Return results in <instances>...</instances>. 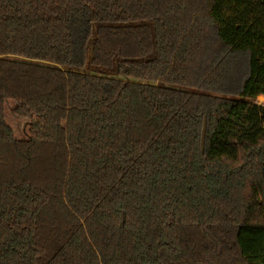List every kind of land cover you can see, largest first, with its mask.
<instances>
[{
    "label": "trees",
    "instance_id": "trees-1",
    "mask_svg": "<svg viewBox=\"0 0 264 264\" xmlns=\"http://www.w3.org/2000/svg\"><path fill=\"white\" fill-rule=\"evenodd\" d=\"M260 95L264 0H0V264H264Z\"/></svg>",
    "mask_w": 264,
    "mask_h": 264
},
{
    "label": "rangeland",
    "instance_id": "rangeland-1",
    "mask_svg": "<svg viewBox=\"0 0 264 264\" xmlns=\"http://www.w3.org/2000/svg\"><path fill=\"white\" fill-rule=\"evenodd\" d=\"M5 109V117L7 122L12 126L15 135L18 138H27L30 134V119H22L14 115L13 108L16 105L15 99H8ZM257 101L261 104H264V97L260 95L257 98Z\"/></svg>",
    "mask_w": 264,
    "mask_h": 264
},
{
    "label": "water",
    "instance_id": "water-1",
    "mask_svg": "<svg viewBox=\"0 0 264 264\" xmlns=\"http://www.w3.org/2000/svg\"><path fill=\"white\" fill-rule=\"evenodd\" d=\"M207 126H208V121H207V117L205 116L204 120H203L202 132H201V148H202V152H204V150H205ZM124 221H125V218H123V223H124Z\"/></svg>",
    "mask_w": 264,
    "mask_h": 264
}]
</instances>
